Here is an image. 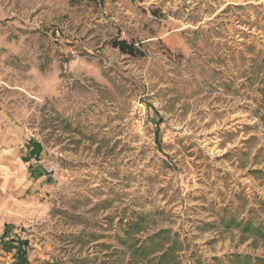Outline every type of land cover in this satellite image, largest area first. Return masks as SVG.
Segmentation results:
<instances>
[{"label":"rangeland","instance_id":"rangeland-1","mask_svg":"<svg viewBox=\"0 0 264 264\" xmlns=\"http://www.w3.org/2000/svg\"><path fill=\"white\" fill-rule=\"evenodd\" d=\"M10 124L54 189L25 209L0 189V264H158L175 240L163 264L264 256L243 231L264 225V0H0Z\"/></svg>","mask_w":264,"mask_h":264},{"label":"crops","instance_id":"crops-1","mask_svg":"<svg viewBox=\"0 0 264 264\" xmlns=\"http://www.w3.org/2000/svg\"><path fill=\"white\" fill-rule=\"evenodd\" d=\"M1 119L5 121L6 116L1 115ZM46 155L41 140L29 136L22 127L10 124L0 133V189L7 204H18L22 209L26 204H47L54 189L51 174L30 166L32 157L44 159Z\"/></svg>","mask_w":264,"mask_h":264},{"label":"trees","instance_id":"trees-1","mask_svg":"<svg viewBox=\"0 0 264 264\" xmlns=\"http://www.w3.org/2000/svg\"><path fill=\"white\" fill-rule=\"evenodd\" d=\"M115 46L119 47V49L123 52L133 54V55H138V54H143L144 52L140 49H138L136 46L133 44H129L126 42V40H118L115 42ZM250 230L253 232L256 236L261 237L264 240V225H255L251 221H246L243 226V231H248ZM7 231L4 232V235H6ZM176 243L177 241H173L172 245L168 247L167 251H165L159 258V263L158 264H163V260L165 257L172 253H175L176 250ZM130 252H131V260H135L136 258H147V256L150 254L148 251V248L146 245H138L137 242H132L128 245ZM20 249V248H19ZM22 254L24 255L25 252L23 251ZM154 258H148L147 262L151 263ZM23 261H26L27 258L23 257ZM235 264L239 262H243V264H264V256H257L253 257L251 255H235L233 260ZM198 264H203L202 262H198Z\"/></svg>","mask_w":264,"mask_h":264},{"label":"built area","instance_id":"built-area-1","mask_svg":"<svg viewBox=\"0 0 264 264\" xmlns=\"http://www.w3.org/2000/svg\"><path fill=\"white\" fill-rule=\"evenodd\" d=\"M53 159H42L41 157L34 156L31 158L30 166L32 170L40 169L42 172L46 174L53 175ZM16 235L19 240L24 241L27 244H35L39 241V237L36 236L33 232H31L28 228H23L22 226L16 228Z\"/></svg>","mask_w":264,"mask_h":264}]
</instances>
